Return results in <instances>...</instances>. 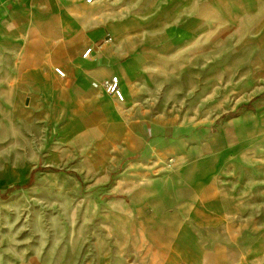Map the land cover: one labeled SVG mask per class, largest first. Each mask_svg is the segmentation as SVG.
<instances>
[{"label": "crops", "instance_id": "1", "mask_svg": "<svg viewBox=\"0 0 264 264\" xmlns=\"http://www.w3.org/2000/svg\"><path fill=\"white\" fill-rule=\"evenodd\" d=\"M226 6L0 0V23L16 27L0 25V43L25 42L16 97L29 108L22 111L66 137L83 131L104 137L94 145L105 151L94 161L105 175L101 214L107 240L111 233L119 241L111 246L134 248L130 264H264V93L202 123L150 119L140 101L147 57L224 34L232 26ZM213 20L218 25L210 31ZM259 71L264 75V66ZM114 75L123 101L103 87ZM107 245L104 252L95 245L99 255L108 254Z\"/></svg>", "mask_w": 264, "mask_h": 264}, {"label": "rangeland", "instance_id": "2", "mask_svg": "<svg viewBox=\"0 0 264 264\" xmlns=\"http://www.w3.org/2000/svg\"><path fill=\"white\" fill-rule=\"evenodd\" d=\"M225 1L232 26L224 34L147 57L140 101L148 118L211 122L264 93V8L256 9L255 0ZM24 45L21 38L0 43V264H130L134 248L111 246L117 240L111 233L107 240L101 214L105 175L94 161L105 151L94 145L104 137L90 131L66 137L22 111L29 108L16 97ZM106 242L108 254L99 255L95 245L104 252Z\"/></svg>", "mask_w": 264, "mask_h": 264}, {"label": "built area", "instance_id": "3", "mask_svg": "<svg viewBox=\"0 0 264 264\" xmlns=\"http://www.w3.org/2000/svg\"><path fill=\"white\" fill-rule=\"evenodd\" d=\"M87 2H92L93 0H86ZM91 52V48L87 49L85 52V56H88L89 53ZM54 72L61 77H67L68 74L66 71H64L60 67H55ZM103 87L105 91L109 94H112L117 97L118 100L123 101L124 100V93L122 89L120 88V80L117 75H114L103 82Z\"/></svg>", "mask_w": 264, "mask_h": 264}, {"label": "trees", "instance_id": "4", "mask_svg": "<svg viewBox=\"0 0 264 264\" xmlns=\"http://www.w3.org/2000/svg\"><path fill=\"white\" fill-rule=\"evenodd\" d=\"M34 172H35V171L32 172V176H31V179L29 180V182L32 180L33 175H34ZM10 191H11V189H9L6 193H9Z\"/></svg>", "mask_w": 264, "mask_h": 264}, {"label": "bare ground", "instance_id": "5", "mask_svg": "<svg viewBox=\"0 0 264 264\" xmlns=\"http://www.w3.org/2000/svg\"><path fill=\"white\" fill-rule=\"evenodd\" d=\"M124 91H125V89H124ZM124 94H125V92H123ZM124 98H125V95H124Z\"/></svg>", "mask_w": 264, "mask_h": 264}]
</instances>
